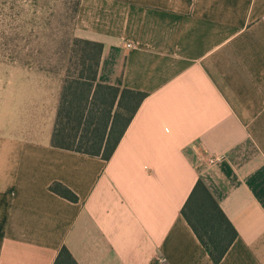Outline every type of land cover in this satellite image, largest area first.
<instances>
[{
	"label": "crops",
	"instance_id": "obj_1",
	"mask_svg": "<svg viewBox=\"0 0 264 264\" xmlns=\"http://www.w3.org/2000/svg\"><path fill=\"white\" fill-rule=\"evenodd\" d=\"M75 36L102 45L100 83L147 96L108 161L51 147L60 86L2 100L29 113L21 132L48 127L0 133V264L62 247L77 264H211L180 215L198 179L237 233L219 264H264V0H81Z\"/></svg>",
	"mask_w": 264,
	"mask_h": 264
},
{
	"label": "trees",
	"instance_id": "obj_2",
	"mask_svg": "<svg viewBox=\"0 0 264 264\" xmlns=\"http://www.w3.org/2000/svg\"><path fill=\"white\" fill-rule=\"evenodd\" d=\"M40 7L48 1L34 0ZM79 2L71 5V18ZM44 36H40V39ZM58 54L67 56V68L56 108L51 147L108 161L146 98L144 92L102 84L97 79L102 45L65 33L56 42ZM49 189L58 196L76 202L77 197L59 183ZM211 264H219L237 233L201 179H198L180 210ZM53 264H77L62 247Z\"/></svg>",
	"mask_w": 264,
	"mask_h": 264
},
{
	"label": "rangeland",
	"instance_id": "obj_3",
	"mask_svg": "<svg viewBox=\"0 0 264 264\" xmlns=\"http://www.w3.org/2000/svg\"><path fill=\"white\" fill-rule=\"evenodd\" d=\"M46 1L40 7L34 0H0V104L25 83L44 85L50 96L61 87L68 62L67 56L57 53L60 47L56 42L64 33L65 37H76L78 12L74 20L70 16L76 0ZM77 1L80 6L81 0ZM14 100L18 102L19 98ZM1 109L0 133L9 130L36 141L44 139L47 123L39 134L21 132V126L29 123V113Z\"/></svg>",
	"mask_w": 264,
	"mask_h": 264
},
{
	"label": "built area",
	"instance_id": "obj_4",
	"mask_svg": "<svg viewBox=\"0 0 264 264\" xmlns=\"http://www.w3.org/2000/svg\"><path fill=\"white\" fill-rule=\"evenodd\" d=\"M126 47L130 48L131 44H127ZM201 161L205 164L206 169H210L218 165L222 161V158L220 156H212V157H206Z\"/></svg>",
	"mask_w": 264,
	"mask_h": 264
}]
</instances>
